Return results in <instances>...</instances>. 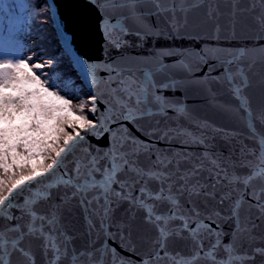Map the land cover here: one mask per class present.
I'll use <instances>...</instances> for the list:
<instances>
[{
	"label": "water",
	"instance_id": "obj_1",
	"mask_svg": "<svg viewBox=\"0 0 264 264\" xmlns=\"http://www.w3.org/2000/svg\"><path fill=\"white\" fill-rule=\"evenodd\" d=\"M40 1L49 5L56 36L70 56L80 81L92 97H97L98 111L95 115L90 112L93 124L101 116L111 114L110 105L115 103L113 89L118 88L119 80L114 73L110 74L109 67L120 70L125 79L134 75L141 81L143 74L150 72L155 84L142 109L145 115L136 123L122 118L109 122L107 127L110 131L99 137L87 133L86 127L80 129L79 133L85 135L86 140L80 142L82 147L66 158L65 170L75 175V165L80 164L83 171L92 157L101 156L113 145L118 146L124 129H127L141 145L146 146L134 148L131 143H125L126 150L136 152L140 167L145 170L160 169L158 157L171 162L167 172L174 186L173 195L183 214L192 220L199 218L219 234L218 261L228 259L224 246L231 245L234 249L232 264H264V257L255 252L256 248L264 247V220L256 207H249V202L255 204L251 201V189H245L243 185L228 186L223 177L225 171L229 176L248 174L249 169L243 165L253 159L250 153L259 147L254 135L259 137L264 134V122L260 119L264 112V53L261 52L264 39H261L259 24V0H180L177 7H185L186 11L177 12L175 20L169 12H158L151 0H140L136 13L127 20L121 15L125 9H117L105 0H100L98 4L90 0ZM172 6V0H164L161 5L162 8ZM209 12L214 16L209 17ZM105 14L110 23L120 20L129 29V33L122 36H117L119 29L113 31V37L123 41L119 48L106 39ZM174 24L178 26L173 27ZM241 49L246 50L247 55L229 65V53H238ZM197 52L206 54V63L194 55ZM90 65L97 67L92 69ZM240 68L248 77L249 85L243 91L253 113L255 134L233 92L234 85L241 83L237 74ZM228 70L234 76L233 85L226 80ZM157 96L161 97L159 101ZM148 111L152 115H147ZM115 114L120 115L118 106ZM101 163L107 162L102 160ZM49 175L38 177L32 184L25 182L14 190V197L20 194L14 201L19 207L10 209L11 214L21 217L25 201L37 199V203L32 205L34 209L47 214L50 209L58 208L64 225L75 237V247L95 250L96 257L103 256L105 264L110 262L112 248L132 264H137L142 258L155 260L157 233L141 219L142 211H137L127 200L113 197L111 211L105 219L102 193L92 190L73 195V189L59 184V174L51 176V179ZM41 179L48 180L52 187L42 184ZM253 183L259 193L260 178L257 177ZM196 184L201 186L199 195L182 191L185 186L191 190ZM233 187L235 192H232ZM28 188L32 191H27ZM36 192H48L49 199L45 201L36 197ZM225 193H231V197L221 202ZM85 195L93 200L92 204L81 205L80 200ZM96 195H100L101 203L94 200ZM241 197L245 201L240 209L241 219L249 225H256L250 234H237L231 217V208ZM88 219L93 221L91 228ZM10 223L0 220V227ZM181 224V220L172 222L174 228H179ZM216 239V236H204L203 243L207 248ZM32 246L38 264H43L39 241H33ZM129 246L136 251L126 250ZM166 250L171 255L180 253L190 257L193 242L184 232L181 236L170 237ZM160 254L163 256V252ZM159 264H171V261L165 259ZM199 264L212 262L201 260Z\"/></svg>",
	"mask_w": 264,
	"mask_h": 264
},
{
	"label": "snow or ice",
	"instance_id": "obj_2",
	"mask_svg": "<svg viewBox=\"0 0 264 264\" xmlns=\"http://www.w3.org/2000/svg\"><path fill=\"white\" fill-rule=\"evenodd\" d=\"M93 4L100 3V0H90ZM117 9H125L122 13L124 20L136 13V9L140 4V0H105ZM157 11L169 12L172 18L176 19L177 12L186 11L185 7H177L180 0H172L173 6L171 8H162L161 5L164 0H151ZM261 11L259 13V24L261 28V39H264V0H259ZM209 17L214 16V13L209 12ZM104 32L106 39L110 44L119 48L123 41L119 38L113 37V31L119 29L117 36L127 35L129 29L117 20L115 24L109 22V18L105 14L104 17ZM186 23V21H185ZM174 24L173 27H177ZM137 35L141 33L137 32ZM264 53V49H261ZM194 55L207 62V56L204 52H197ZM247 55V51L241 49L238 53H229L231 59L227 61L229 65L241 61ZM181 63H183L181 61ZM35 68H41V64H35ZM97 66L90 65L94 69ZM187 67V65H185ZM199 67V65H197ZM110 74H115L119 80V86L113 89V95L116 97L114 105H110L109 115H103L97 119L93 124L88 117L83 115L84 105L81 104L79 111L81 115L77 119L83 121L86 126L85 131L91 135L99 137L104 132L110 131L107 127L109 122L119 119L128 120L131 123H136L141 119L145 112L142 110L144 105L148 102V94L152 87L155 86L150 72L143 74V80H137L134 75H130L127 79L121 74V71L115 67H109ZM229 71L226 77L229 85H233L234 76ZM237 74L241 78V83L233 87V92L239 100L240 108L249 118V127L255 134V126L253 124V113L248 106V98L244 95V89L248 87V77L244 73V69H238ZM32 85L37 88L36 91H29L27 86ZM41 93L46 97L59 101L64 106L63 109L56 108L52 105L42 104L39 101L42 99ZM161 97L157 96L159 101ZM97 97L93 96L91 100V108L89 109L94 115L98 109L96 107ZM119 107L120 115L115 114V108ZM68 111L71 114L72 109L70 101L63 99L54 92H50L47 87L41 82L39 76L33 74L32 68L25 61L19 63H0V169H3V175H0V220H7L12 223L6 227H0V264H38L36 253L33 251V241H39V251L43 257V264H105L103 256L96 257L95 250H79L74 245L75 237L64 225L61 214L56 209H50L47 214L41 213L34 209L32 205L37 203V199H30L25 201L26 207L21 208L22 215L17 218L9 211L13 207H19L14 201L19 198L13 196L14 190L20 188L27 182L32 184L38 177H44L45 174L55 176L59 174V184L65 188L73 189V195L81 193H88L92 190L103 194V210L102 214L105 219L111 211L112 198L129 201L137 211H142L141 219L151 225L157 233L155 245L157 251L155 252V260L141 259L137 264H159L161 260H169L171 264H199L201 260L211 261L212 264H232L234 249L231 245L224 246V251L228 253V259L217 260L216 249L220 247L219 234L216 233L209 224L203 223L199 218L192 220L190 216L183 214L178 200L174 192V186L171 184V177L167 172V166L170 161L157 158V163L160 169L153 168L145 170L140 167L136 161V152L126 150L125 143H131L135 148L137 146L146 148L141 145L135 137L124 129V136L122 142L117 146L113 145L111 149L104 152L101 156H94L88 164L84 165L83 171L81 165H75V175L69 173L67 168L66 158L70 154H74L78 147H82L80 142L86 140L85 135L79 132L75 136L70 135L64 130L62 126L59 127V133H62L66 139L63 141V146H59L58 139L53 141L59 150L57 151L52 144H46L43 141H37L26 133L31 130L33 132H41L42 125L47 120L62 121L63 117H55L53 112ZM17 113L21 115L16 116ZM152 115L151 111L146 113ZM13 117L24 122L20 126L12 123ZM43 117V119H41ZM261 121L264 122V112L261 113ZM32 121L31 126L27 121ZM115 135V134H114ZM51 139V137H48ZM258 139L259 147L256 151L250 153L253 159L248 160L243 167L249 169L247 175H232L225 171L223 177L228 186L243 185L245 189H251V201L249 207H256L259 210L260 218L264 220V134L256 137ZM24 147L27 156L24 159H29L34 151L49 152L54 151L55 157L52 162L43 166L42 171H37L35 168L30 175L22 176L17 179L15 175H9V170L16 165V156L21 155L17 152L18 147ZM9 153L12 154L13 163L10 164ZM106 161L102 164L101 161ZM215 163V162H214ZM218 167V165H217ZM193 175L195 170H193ZM219 175V174H218ZM261 180V187L259 193L255 190L253 183L256 178ZM187 179V177H185ZM14 181V182H13ZM155 182V186H153ZM219 182V180H218ZM41 183L47 187H52L48 180L41 179ZM117 187H113V186ZM201 187L196 184L191 190L187 186L182 191H189V194L199 195L198 189ZM119 188V190H117ZM31 192L32 189L28 188ZM236 188H232L235 192ZM6 193V194H5ZM137 193V194H133ZM34 195L40 199L47 201L49 199L48 192H36ZM231 193H225L221 197V202L225 199H230ZM97 203H101L100 195L94 196ZM243 197L235 200L231 208V217L236 224L237 234L251 233V229L256 227L254 223L249 225V222L241 219L240 209L244 203ZM81 205H90L93 200H90L85 195L80 200ZM87 211V207H85ZM199 217V213L195 214ZM219 215V213H217ZM27 217V220H25ZM24 220V223L18 221ZM181 220L182 224L179 228H174L172 222ZM103 223V221L101 222ZM89 227L93 225V221L88 219ZM186 232L188 237L193 242V252L190 257L182 256L180 253L171 255L167 250V243L170 237L181 236ZM12 234V235H10ZM204 236H216V242L209 247H205L203 243ZM123 243V238L121 237ZM106 251L107 248L105 249ZM135 252L134 248L129 246L128 249ZM163 252V256H161ZM255 252L264 257V247L255 249ZM239 259V257H236ZM251 259V257H248ZM109 264H132L131 261L124 257H120L115 248L110 250Z\"/></svg>",
	"mask_w": 264,
	"mask_h": 264
},
{
	"label": "rangeland",
	"instance_id": "obj_3",
	"mask_svg": "<svg viewBox=\"0 0 264 264\" xmlns=\"http://www.w3.org/2000/svg\"><path fill=\"white\" fill-rule=\"evenodd\" d=\"M3 1L0 0V9L3 8ZM44 10L43 8H39L37 10L38 14H42ZM30 14H34L32 10H29ZM36 39L35 35H32V32H29L26 28H20L18 33L12 38L13 43L10 45L8 39H2L0 35V63H19L20 61H25L29 64V67L32 68L33 74L39 76L41 82L45 87L48 88L50 92H54L57 95L61 96L63 99H67L70 101L72 112L69 114L68 111H58L53 112L52 115L55 117H63L62 121L59 120H47L42 125L41 132H33L29 130L26 135L31 136L33 139L37 141H43L46 144H52L53 147L58 151L59 148L57 145L53 144L54 140L58 139L59 146H63V141L66 137L63 136L62 133H59V127L62 126L66 132L70 135H74L79 132L81 128L85 127L83 121L77 119V116L81 115L79 108L80 105H84L83 115L87 116L89 121L90 119V111L91 108V96L88 94L85 95L80 89L78 84L67 85L62 83L61 81L55 82L53 78H49L46 72L44 71V63L50 61V56L45 55L44 49L40 46H30L31 43ZM54 45V44H53ZM8 48L9 51L8 52ZM35 64H41V68H35ZM29 91H36L37 88L35 86L29 85L27 86ZM85 89V88H84ZM86 90V89H85ZM87 91V90H86ZM82 92V93H81ZM42 99L39 101L42 104L52 105L56 108L63 109L64 106L52 99L51 97H46L41 93ZM21 114L17 113L16 116L19 117ZM43 119V117H41ZM24 121L17 120L16 117H13L12 123L16 126H20ZM27 123L31 126L32 121H27ZM48 137H51L49 139ZM17 152L21 155L16 156V163L25 161H29L31 166L27 170L20 171L16 178L21 179L22 176L30 175L32 170L35 168L38 172L42 171L43 166L50 164L52 162V158L55 157L54 151L43 152L41 154L40 151H34L31 158L24 159L27 156V152L24 147H18ZM12 157V154L9 153V159ZM13 160V159H12ZM36 161H40L39 163H35ZM42 161V162H41ZM13 163V162H12ZM35 163V164H33ZM6 194V193H5Z\"/></svg>",
	"mask_w": 264,
	"mask_h": 264
},
{
	"label": "trees",
	"instance_id": "obj_4",
	"mask_svg": "<svg viewBox=\"0 0 264 264\" xmlns=\"http://www.w3.org/2000/svg\"><path fill=\"white\" fill-rule=\"evenodd\" d=\"M2 1L4 5L0 9V35L2 39H8L11 45L13 43L12 38L18 33L20 28L28 29L29 32H32V35L36 36V39L30 46L42 47L45 55L51 58L50 61L44 63V71L48 77L53 78L55 82L61 81L67 85L78 84L80 86L79 90L89 96L90 94L84 89L69 56L59 43L56 32L51 24L52 20L48 4L45 1L40 2V0ZM43 7L42 14H38L37 10ZM29 10H32L34 14H30ZM8 162L12 164V157ZM39 162L36 161L35 163ZM29 163V161H25V163L20 162V164L16 163L17 166L11 168L8 174L10 176H17L20 171L27 170L31 166ZM0 175H3V169H0Z\"/></svg>",
	"mask_w": 264,
	"mask_h": 264
},
{
	"label": "bare ground",
	"instance_id": "obj_5",
	"mask_svg": "<svg viewBox=\"0 0 264 264\" xmlns=\"http://www.w3.org/2000/svg\"><path fill=\"white\" fill-rule=\"evenodd\" d=\"M8 52H10V51H9V48H8ZM10 53H11V52H10ZM67 54H68V53H67ZM69 57H70V56H69Z\"/></svg>",
	"mask_w": 264,
	"mask_h": 264
}]
</instances>
